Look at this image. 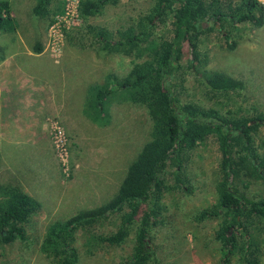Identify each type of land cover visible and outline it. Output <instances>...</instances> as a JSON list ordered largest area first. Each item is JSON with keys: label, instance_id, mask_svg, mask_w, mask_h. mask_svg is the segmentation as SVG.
Segmentation results:
<instances>
[{"label": "rangeland", "instance_id": "obj_1", "mask_svg": "<svg viewBox=\"0 0 264 264\" xmlns=\"http://www.w3.org/2000/svg\"><path fill=\"white\" fill-rule=\"evenodd\" d=\"M57 1L62 2L63 12L64 0ZM258 1L264 9V0ZM9 2L16 28L0 33V62L7 58L17 67L0 72V134L12 144L0 142V185L21 188L41 208L29 219L26 240L0 244V264H52L40 251L48 225L111 199L127 167L150 138L152 121L147 110L116 95L108 102L109 123H92L83 114L88 88L108 75L123 76L133 63L148 59L152 44L158 48L170 38L171 19L155 28L137 57L136 51L131 55L102 51L82 19L74 27L62 28L59 42L51 44L48 29L62 12L48 20L33 16L36 0ZM152 4L153 0H120L87 24L115 32L134 23ZM230 32L227 40L214 30L200 38L199 52L207 57L204 69L223 72L243 84L240 96L229 104L231 109L247 116L264 112V22L261 27L236 24ZM21 67L24 72L34 70V80L21 75ZM178 89L183 100L208 104L192 72L187 71ZM33 119L40 124L37 129ZM263 140L261 129L256 139L261 151ZM217 148L215 137L209 136L189 152L181 169L189 190L174 189L173 167L166 170L162 223L153 229L149 241L160 264H223L220 243L214 238L218 221L195 218L217 198ZM240 169L235 180L239 191L253 199L264 197V183L245 171L247 165ZM118 224L113 216L102 225L79 231L78 264H124L132 254L134 229L119 246L95 239L115 232ZM227 264L241 263L234 256ZM260 264H264V244Z\"/></svg>", "mask_w": 264, "mask_h": 264}, {"label": "trees", "instance_id": "obj_2", "mask_svg": "<svg viewBox=\"0 0 264 264\" xmlns=\"http://www.w3.org/2000/svg\"><path fill=\"white\" fill-rule=\"evenodd\" d=\"M119 2H79L84 26L102 51L127 55L136 51L140 57L139 47L168 19H171L170 38L158 48L152 44L148 59L133 63L123 76L108 75L104 81L90 85L83 114L92 123L106 126L108 102L116 95L120 101L147 110L152 121L150 138L127 167L111 199L67 220L49 224L40 251L52 264H78L76 234L117 216L116 231L97 236L96 241L119 246L134 229L132 254L124 264H160L149 241L153 229L162 223L160 201L168 189L166 170L173 167L170 175L174 189L189 190L181 169L189 159V152L214 136L219 152L217 198L195 218L218 221L214 238L220 243L223 264L234 256H238L241 264H260L264 197H248L235 186V180L242 171L240 168L247 165L245 171L264 183V149L261 151L256 145L257 136L264 129V112L247 116L230 108L229 104L240 96L238 92L243 90V84L223 72L205 70L207 57L200 54L199 42L206 32L213 30L227 40L236 24L261 27L262 4L258 0H153L148 12L124 29L112 32L87 24L88 19L100 15L106 6ZM31 11L35 17L48 19L62 12V2L36 0ZM15 28L9 0H0V33H10ZM37 49L40 52V47ZM186 51L190 56L184 66ZM187 71L194 74L208 104L182 99L178 87L185 81ZM40 208V203L21 188L0 185V244L26 240L29 219Z\"/></svg>", "mask_w": 264, "mask_h": 264}, {"label": "built area", "instance_id": "obj_3", "mask_svg": "<svg viewBox=\"0 0 264 264\" xmlns=\"http://www.w3.org/2000/svg\"><path fill=\"white\" fill-rule=\"evenodd\" d=\"M80 0H64L63 12L56 16L48 29V37L51 44H56L61 39L62 28H71L78 25L81 17L79 15Z\"/></svg>", "mask_w": 264, "mask_h": 264}, {"label": "crops", "instance_id": "obj_4", "mask_svg": "<svg viewBox=\"0 0 264 264\" xmlns=\"http://www.w3.org/2000/svg\"><path fill=\"white\" fill-rule=\"evenodd\" d=\"M7 66H9V67H7ZM10 66H15V67H10ZM17 66H16V64L15 63H12V62H9V59H4L2 62H0V72H2V71H7V70H9V69H12V68H16ZM32 68V67H31ZM33 69V68H32ZM18 70V69H17ZM26 70V69H25ZM19 71V73L22 75H24L26 78H28V80H29V78L30 79H33V75H32V73L34 72V70H29V71H27L26 70V72H24L23 71V69H22V67L20 68V70H18ZM31 72V73H30ZM34 80V79H33ZM37 90H38V87H37ZM30 103H31V101H30ZM33 122H34V126H35V129H37L38 127H40V124H39V122L38 121H35L34 119H33ZM35 132H36V130H35ZM35 136H36V133H35ZM4 143H3V142ZM0 142H2L5 146H8V145H12L11 144V142H8L1 134H0Z\"/></svg>", "mask_w": 264, "mask_h": 264}]
</instances>
